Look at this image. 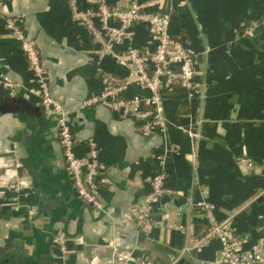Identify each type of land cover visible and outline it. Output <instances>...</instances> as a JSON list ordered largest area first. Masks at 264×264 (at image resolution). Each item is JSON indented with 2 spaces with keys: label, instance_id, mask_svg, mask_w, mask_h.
I'll return each instance as SVG.
<instances>
[{
  "label": "crops",
  "instance_id": "crops-1",
  "mask_svg": "<svg viewBox=\"0 0 264 264\" xmlns=\"http://www.w3.org/2000/svg\"><path fill=\"white\" fill-rule=\"evenodd\" d=\"M117 3L148 6L170 18V35L196 59L201 94L192 103L183 92L165 95L166 137L145 136L141 121L123 120L102 106L83 107L104 92L107 75L129 82L126 96L137 98L143 110L152 108V93L125 66L101 58L65 0H0V97L30 106L0 115V176L16 172L25 187L20 197L2 200L0 251L6 252L0 264H88L94 256L113 264L114 245L158 264H218L222 245L205 241L202 204L213 208L218 222L231 220L245 249L264 236V0H107ZM80 6L91 8L85 0ZM11 18L36 43L50 91L70 114L76 155L88 156L90 138L98 145L103 211L77 197L56 116L32 93L36 83L21 42L7 31ZM109 25L121 28L114 20ZM129 32L117 50L150 44L144 25ZM6 80L18 86L14 94ZM165 148L174 153L166 156ZM242 156L257 163V173L240 165ZM161 172L172 194L156 204L158 224L145 234L123 216L141 205L150 191L147 179ZM59 231L71 239L65 257L54 246Z\"/></svg>",
  "mask_w": 264,
  "mask_h": 264
},
{
  "label": "built area",
  "instance_id": "built-area-1",
  "mask_svg": "<svg viewBox=\"0 0 264 264\" xmlns=\"http://www.w3.org/2000/svg\"><path fill=\"white\" fill-rule=\"evenodd\" d=\"M85 1L91 6L89 10L81 9V0H65L72 12L73 20L88 30L94 44L99 47L101 58L110 57L125 66L134 81L142 89L152 93L150 99L152 108L143 110L137 98H127L126 92L130 83L112 75L104 78V92L100 96L87 98L83 107L102 106L123 120L141 121L140 128L145 136L159 134L165 138L169 124L165 116L164 96L180 90L185 95V101L192 103L201 94L203 84L198 79L201 74L192 51L181 40L170 35V18L152 11L148 6L129 3L110 6L107 0ZM110 20L120 23L121 28L110 27ZM135 24L146 27L151 39L150 44L145 49L117 50L116 46H120L123 40L129 37V30ZM250 26L255 28L258 21H252ZM7 31L21 42L22 51L36 83L32 93L38 97L41 106L47 112L56 116V130L66 171L78 199L97 211H103L104 206L99 193L103 166L95 139L88 140L87 157L80 158L76 155V138L70 114L60 99L54 97L50 91L49 73L36 43L26 36L19 20L8 19ZM6 81L5 88L14 94L18 86L9 80ZM173 153L174 150L165 148L166 156ZM239 162L249 172L257 173L259 170L257 163L247 156H242ZM0 166L2 167L1 161ZM166 181L167 175L164 172L149 177L147 183L150 191L141 205L124 213V219L145 234H150L158 224L154 218L156 204L165 195L172 194L167 188ZM24 188V183L16 172L7 171L4 176H0V210L3 207L4 196L13 195L18 198L23 194ZM199 207L207 221L205 241L209 243L218 240L222 245L218 264H264V236L250 249H245L244 238L233 235L231 220L218 222L214 217L213 208L210 209L204 204ZM70 242L71 239L63 231H59L54 237V246L64 257L69 254ZM112 261L113 264H158L151 256L146 254L135 256L134 250L123 251L116 245L113 246ZM88 264H101V259L94 256Z\"/></svg>",
  "mask_w": 264,
  "mask_h": 264
},
{
  "label": "water",
  "instance_id": "water-1",
  "mask_svg": "<svg viewBox=\"0 0 264 264\" xmlns=\"http://www.w3.org/2000/svg\"><path fill=\"white\" fill-rule=\"evenodd\" d=\"M24 107H30L28 103H25L21 99H11L0 97V115L8 113H19L20 109ZM23 110V109H22ZM6 251H0V256L3 255Z\"/></svg>",
  "mask_w": 264,
  "mask_h": 264
},
{
  "label": "trees",
  "instance_id": "trees-1",
  "mask_svg": "<svg viewBox=\"0 0 264 264\" xmlns=\"http://www.w3.org/2000/svg\"><path fill=\"white\" fill-rule=\"evenodd\" d=\"M174 39H176V38H174ZM177 40H178V39H177ZM177 92H182V91L179 90V91H177Z\"/></svg>",
  "mask_w": 264,
  "mask_h": 264
}]
</instances>
